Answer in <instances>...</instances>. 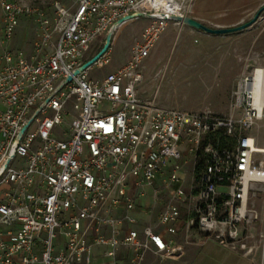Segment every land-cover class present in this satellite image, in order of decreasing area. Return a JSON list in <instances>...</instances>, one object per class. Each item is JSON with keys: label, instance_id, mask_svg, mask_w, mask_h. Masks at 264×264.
Here are the masks:
<instances>
[{"label": "built area", "instance_id": "obj_1", "mask_svg": "<svg viewBox=\"0 0 264 264\" xmlns=\"http://www.w3.org/2000/svg\"><path fill=\"white\" fill-rule=\"evenodd\" d=\"M191 1L55 0L48 11L0 0L4 42L23 16L36 25L30 53L0 51V168L14 154L0 174V264L177 258L179 222L187 242L198 231L200 244L253 246L264 147L251 131L264 120V78L257 73L264 68L240 79L229 113L163 106L139 94L145 60L169 24H185L171 16H190ZM135 11L151 16L127 61L90 76L93 66L112 61L111 44L76 72L112 24ZM16 157L19 165L12 164ZM139 212L155 218L139 228Z\"/></svg>", "mask_w": 264, "mask_h": 264}, {"label": "rangeland", "instance_id": "obj_2", "mask_svg": "<svg viewBox=\"0 0 264 264\" xmlns=\"http://www.w3.org/2000/svg\"><path fill=\"white\" fill-rule=\"evenodd\" d=\"M23 1L40 5L50 11L55 0ZM61 1L67 4L75 3V0ZM258 10L259 8L242 23L252 20ZM149 22V19L141 17L126 25L123 31L113 38L112 61L100 68L93 66L90 69V76L101 78L114 67L124 64L129 57L130 46L141 36ZM23 25L28 28L24 33L31 43L34 23L31 19L24 18ZM248 27L251 29L246 30ZM260 29L264 30V8L249 26L220 33L227 34L228 37H211L206 41L197 34L183 32L182 26L169 24L158 37L144 62L143 80L139 87L140 96L168 107L210 109L222 114L229 113L232 92L240 79L256 67L264 68V53L260 50L259 42ZM243 34L249 38V49L247 41H243ZM98 49L99 44H95L86 56H93ZM261 138L264 144V126L261 128ZM19 162L20 158L16 157L12 164L19 165ZM256 204L260 219L252 230L251 242H257L261 246L264 240V190L258 194ZM196 247V256H187L190 249L188 247L179 260L182 261L187 256L185 264H216L223 259L228 249L216 240H208L204 245ZM257 251L264 253V249ZM210 258H213V263L210 262ZM147 263L176 264L170 258L155 256H149Z\"/></svg>", "mask_w": 264, "mask_h": 264}, {"label": "crops", "instance_id": "obj_3", "mask_svg": "<svg viewBox=\"0 0 264 264\" xmlns=\"http://www.w3.org/2000/svg\"><path fill=\"white\" fill-rule=\"evenodd\" d=\"M264 5V0H192L191 1V12L190 16L200 20L206 25L215 26V27H233L235 25H239L245 21L246 17H248L252 12L261 8ZM3 10L0 5V20L2 19ZM24 18L27 20L31 19L23 16L20 20V23L17 27L16 33L13 38L9 42H4L2 40V31H0V51L5 47H11L13 49H23L26 53H30L33 50V41L36 36V25L33 19H31L34 23L33 27V40L31 43L28 42L29 38L25 35V29H28L26 25L22 26V21ZM145 18V17H144ZM23 19V20H22ZM140 19V18H138ZM134 19L130 22L124 23L119 30L116 32L115 36L118 33L123 31L124 27L134 21L138 20ZM148 19V18H145ZM182 31L190 34L194 33L199 35L205 41L210 39L211 37H228L227 34L220 33H210L202 29L195 28L193 26H189L187 24L182 25ZM248 27L246 30H250ZM20 31V32H18ZM244 31V30H242ZM243 41H247V48L249 49V38H246V34H243ZM259 42H260V50L264 53V30H259ZM148 58V57H147ZM118 67V66H117ZM114 67L113 69L117 68ZM264 126V120L258 121L253 129L252 134L256 138L257 144L260 147H264L263 139L261 138V128ZM264 157V154H262ZM137 217L139 222L137 227H142L146 222L154 220V216H149L147 214H143L142 212L137 213ZM178 233L175 235V239L181 245H183V252L180 257L170 258L173 260V263L176 264H185V258L187 256H196L197 247L202 246L200 244L203 239V234L194 231L192 236L190 237V241H186V233L183 230V225L181 222L177 224ZM167 236H172L169 233H166ZM206 243V242H205ZM253 246H251L250 250H232L227 249L224 253L223 259L221 261H217L216 264H264V253L258 252L257 250L264 249V246H260L257 242H251ZM190 248L187 252V256L183 258V260H179L185 253V248ZM187 251V250H186ZM149 256L160 257L154 253H149L147 256V260ZM177 261V262H176ZM213 258H210V262L213 263Z\"/></svg>", "mask_w": 264, "mask_h": 264}, {"label": "water", "instance_id": "obj_4", "mask_svg": "<svg viewBox=\"0 0 264 264\" xmlns=\"http://www.w3.org/2000/svg\"><path fill=\"white\" fill-rule=\"evenodd\" d=\"M263 8H264V5L261 8H259V10L257 11V13L255 14V16L253 17L252 20H250L248 22H245V23H242V24H239L237 26H233V27H217V28H213V27H210V26L204 24L203 22H201L200 20H198V19H196V18H194L192 16H171V18L172 19H177V20L183 21L185 24H187L189 26H193L195 28L202 29V30H205V31L210 32V33H227V32H230V31H235V30L243 29V28L249 26L251 23H253L255 21V19L258 17V15L260 14V12L262 11ZM150 16L151 15L149 13L135 11V12H132V13H130L128 15H125V16L119 18L118 20H116L112 24V26L108 30V32L106 33L105 38H104V42H103L101 48L92 57H90L88 60H86L80 66V68L76 72H78L80 69H84V68L90 66L103 53H105L108 50V48L112 44V40H113V37H114V33H115L117 27L120 26L124 21L129 20V19H132L134 17H150ZM27 126H28V123L25 124L23 126V128L20 130V132H19V134H18V136H17V138H16V140L14 142V146L17 145L20 137L22 136V134H23V132H24V130L26 129ZM13 156H14V154L12 153L6 159V161L4 162V164L2 165V167L0 168V174L5 169V167L7 166L8 162H9V160Z\"/></svg>", "mask_w": 264, "mask_h": 264}, {"label": "bare ground", "instance_id": "obj_5", "mask_svg": "<svg viewBox=\"0 0 264 264\" xmlns=\"http://www.w3.org/2000/svg\"><path fill=\"white\" fill-rule=\"evenodd\" d=\"M257 73H258V75H262L263 76V78H264V69H259L258 71H257Z\"/></svg>", "mask_w": 264, "mask_h": 264}, {"label": "trees", "instance_id": "obj_6", "mask_svg": "<svg viewBox=\"0 0 264 264\" xmlns=\"http://www.w3.org/2000/svg\"><path fill=\"white\" fill-rule=\"evenodd\" d=\"M222 142H225V140L224 139H222ZM201 166V162H200V164H199V167Z\"/></svg>", "mask_w": 264, "mask_h": 264}]
</instances>
